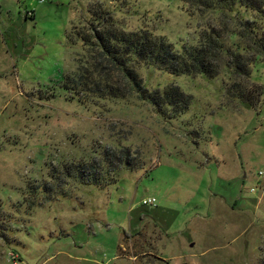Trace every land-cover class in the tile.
<instances>
[{
    "label": "rangeland",
    "instance_id": "1",
    "mask_svg": "<svg viewBox=\"0 0 264 264\" xmlns=\"http://www.w3.org/2000/svg\"><path fill=\"white\" fill-rule=\"evenodd\" d=\"M93 4L179 52L218 30L251 75L215 47L212 78L133 64L149 92L190 97L161 114L106 61L98 72L75 33ZM242 18L180 0H0V264H264V23L253 39ZM81 65L124 97L79 103L60 85Z\"/></svg>",
    "mask_w": 264,
    "mask_h": 264
},
{
    "label": "trees",
    "instance_id": "2",
    "mask_svg": "<svg viewBox=\"0 0 264 264\" xmlns=\"http://www.w3.org/2000/svg\"><path fill=\"white\" fill-rule=\"evenodd\" d=\"M198 11H219L223 14H230L234 9H244L253 15V19H241L240 25L244 36L257 38V31L260 29L257 20L264 23V0H180ZM96 4L89 9L91 19L86 30H77L76 36L87 46L88 54L95 60L97 56L100 61L97 66L101 68V62L106 61L109 67L116 69L119 75L128 83V85L136 91L143 99L147 100L155 107L159 113L164 114L163 106L170 107V111L174 114L173 117L183 114L190 104V97L186 95L178 87H171L160 92L149 90L142 84L139 75L134 71L133 64L144 62L147 65L156 66L173 75H191L205 74L209 78L217 75L218 66L210 65L211 63V48L215 47L218 51L224 52L231 56V61L227 67H231L237 73L243 74L245 77L251 75L249 64L240 62L241 55L234 52V49L225 47L221 41L222 35L218 30H214L203 36L204 43L193 46L182 44V51H177L172 43L164 39L162 36H156L149 30H126L118 25L112 15L100 7H95ZM255 44L260 46L264 53V35ZM207 44V46H206ZM209 45V47H208ZM207 59L209 61H207ZM86 62H89L86 61ZM85 62L81 63L84 64ZM90 63V62H89ZM91 64V65H92ZM230 64V66H229ZM78 69L73 76H64L61 80V85L66 91H69L76 96L78 102L85 104L91 97L98 98H123L125 90L118 85L110 82L109 73L106 72L105 80H102V73L96 76L94 69L84 67ZM103 68V67H102ZM102 68L98 71L101 72ZM95 75V76H94ZM262 90V89H261ZM103 92L106 96L103 95ZM263 91H260L262 94ZM240 90L236 95L238 99L248 104L251 107L259 105L262 101L252 100V98H244ZM74 96V97H75ZM85 100V101H84ZM164 109V110H163ZM83 168V164L76 167L77 172ZM90 168V167H88ZM76 172V175L79 174ZM88 181L85 184H99L100 177L89 172Z\"/></svg>",
    "mask_w": 264,
    "mask_h": 264
},
{
    "label": "built area",
    "instance_id": "3",
    "mask_svg": "<svg viewBox=\"0 0 264 264\" xmlns=\"http://www.w3.org/2000/svg\"><path fill=\"white\" fill-rule=\"evenodd\" d=\"M155 202H156V199L154 197H148V198L143 199L142 201L144 205H154Z\"/></svg>",
    "mask_w": 264,
    "mask_h": 264
}]
</instances>
